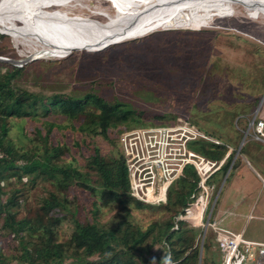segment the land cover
I'll return each instance as SVG.
<instances>
[{
    "label": "rangeland",
    "instance_id": "1",
    "mask_svg": "<svg viewBox=\"0 0 264 264\" xmlns=\"http://www.w3.org/2000/svg\"><path fill=\"white\" fill-rule=\"evenodd\" d=\"M89 3L83 8L57 7L58 11L68 12L65 21L62 19L64 14H58L57 19L74 25L77 22L88 21L86 18H92V24H102L106 18L97 15L99 12L92 8L98 5L92 0ZM240 6L235 13L214 12L196 18L202 23L200 25L190 24L193 19L184 24L172 23L125 42L76 51L67 57L41 55L40 48L31 47L23 42L17 46L11 36L0 33V56L3 59H12L14 63H11L16 67L25 66L24 77H21L17 85L20 89H28L47 97L53 94L76 97L94 94L109 104L117 102L126 104L135 112L133 117L139 124L146 126L163 124L154 122L155 115L164 116L168 123L173 121L169 124L175 123L179 118H189L203 131L213 133L212 135L217 136L224 129L233 128L243 140H248L253 134L252 131L249 135L245 133L241 135L240 129L247 131L252 121L258 118L259 112L255 109L256 103L247 105L241 103L247 100L248 95L245 91H251L256 95L258 93L254 90L255 85H264V15L258 11H248L244 5ZM101 7L102 14L113 15L116 11L108 1H104ZM49 10L48 13H52L54 8ZM97 18H103L104 21ZM182 19L184 18L179 17L177 21ZM255 56H259L263 63L259 69L254 67ZM0 62L7 63L3 60ZM246 107L248 110L251 109L248 116L240 118V121L234 119ZM88 111L94 112L92 108ZM141 113L144 115L143 118L140 116ZM61 116L53 114L46 120L55 118L62 121L61 124L64 126L74 124L79 128L77 123ZM35 125L42 126L41 123L36 124L32 121H14L10 136L18 146L33 149L39 143L37 134L34 133ZM127 126L122 125L120 128ZM130 126V129L144 127L134 123ZM23 127L29 139L22 135ZM91 130L55 129L50 135V142L55 145L65 143L68 147L58 161L61 164L58 166L76 168L82 173L91 172L90 183L98 186L99 178L91 169L95 150H98L107 162L114 157L124 159L121 144L123 131L116 134L111 130L105 138L94 135ZM231 142L234 143L235 140L232 139ZM236 153L237 149L233 153L234 157ZM239 158V161L243 160L242 157ZM244 167L232 168L226 175L221 172L214 177L211 185L208 184L210 206L206 220L216 200L212 222L216 221L220 226L225 222L230 229L242 233L246 238L262 241L264 219H259L264 218L262 181L255 175L254 180L250 179L253 193L249 194L252 201L247 206L235 207L234 202L240 201V196H236V199L228 198L229 188H234V183L239 181L237 178L239 173L248 180L251 172L248 167ZM223 181L225 184L222 187ZM54 183L53 179L46 178L40 180L36 186L29 185L24 188L21 200L24 201L23 204L26 201L25 212H29L40 197L52 191L58 196L65 193L64 191L58 193ZM200 194L201 190L196 192V196ZM63 196L67 200V208L58 210L55 215L62 218L57 227V234L59 241L66 246H70L72 242L74 220L83 224L93 222L102 229H110L116 227L129 213L131 217L128 221L146 230L151 224L165 221L170 216L163 206L138 210L132 205L122 207L115 204L109 207L101 206L99 212L94 215L93 203L96 197L92 194L75 187ZM252 205L256 209L252 210ZM250 215L254 218H250ZM220 219H223L222 222ZM199 236L200 240L197 239L199 245L202 241H205L204 244L212 242V251L215 250V234L212 229L206 233L202 229ZM9 241L4 239L3 243L13 248L14 246L10 244L12 242ZM164 252L163 246L160 245L148 257L162 258L165 256ZM93 260H98V257ZM73 261L75 258L71 256L65 264ZM14 264H18V261L14 260ZM156 264H161V261Z\"/></svg>",
    "mask_w": 264,
    "mask_h": 264
},
{
    "label": "trees",
    "instance_id": "2",
    "mask_svg": "<svg viewBox=\"0 0 264 264\" xmlns=\"http://www.w3.org/2000/svg\"><path fill=\"white\" fill-rule=\"evenodd\" d=\"M23 68L25 66L19 68L0 62V264H14V260L18 264H65L71 256L75 261L70 264H153V257L148 255L160 245L165 255L170 254L172 264H220L222 254L219 250L217 255L212 251V242L204 244L200 261L197 239L200 240L201 228L181 224L179 230L172 231L176 217L189 206L192 195L198 190L199 177L193 167H187L186 178L172 185L168 202L155 206L139 202L133 197L123 157H114L107 162L95 150L91 169L99 178V187L90 183L91 172L82 173L76 168L58 166L61 165L58 161L68 147L65 143L55 145L50 142V135L55 129H92L94 135L106 138L111 130L119 134L130 129L133 123L137 126L146 125L136 121L133 117L135 112L126 104H109L94 94L83 97L53 94L47 97L20 89L17 85L23 76ZM89 108L94 112L90 113ZM53 114L77 123L79 128L74 124L64 126L62 121L55 118L46 120ZM140 116L144 117L142 113ZM166 120L164 116L154 117V122L163 123L161 125L173 122L168 123ZM14 121L42 124L33 127L39 141L35 148H22L12 139L10 132ZM122 125L128 126L120 128ZM22 135L27 136L25 127L22 128ZM191 147L214 160H222L227 154L225 146L204 140L191 144ZM232 159L230 157L227 160L222 173L228 171ZM46 178L55 181L58 193L80 187L96 197L94 215L101 206L115 204L122 207L132 205L138 210L163 206L170 216L165 221L151 224L146 230L129 222V213L116 227L110 229H102L97 223L83 224L74 220L72 242L66 246L59 241L57 234L62 218L55 215L58 210L67 208V200L63 196L65 193L60 196L53 191L44 194L29 212H25L26 201L23 204L21 200L24 188L36 186ZM4 239L12 242L10 244L14 250L3 243ZM95 257L98 260H93ZM155 258L156 262L161 261L160 257Z\"/></svg>",
    "mask_w": 264,
    "mask_h": 264
},
{
    "label": "built area",
    "instance_id": "3",
    "mask_svg": "<svg viewBox=\"0 0 264 264\" xmlns=\"http://www.w3.org/2000/svg\"><path fill=\"white\" fill-rule=\"evenodd\" d=\"M251 131L254 139L264 142L263 120L255 118L245 134ZM200 140L222 145L183 118L170 125L123 131L121 144L133 197L148 205L166 204L172 185L186 178L187 167H193L199 177L197 191L201 190V194L192 195L195 202L176 217L172 231L179 230L181 224L202 228L205 233L212 229L216 247L223 255L221 264H264V242L247 239L242 233L206 220L210 206L208 184L223 170L232 154L221 161L209 159L191 147Z\"/></svg>",
    "mask_w": 264,
    "mask_h": 264
},
{
    "label": "bare ground",
    "instance_id": "4",
    "mask_svg": "<svg viewBox=\"0 0 264 264\" xmlns=\"http://www.w3.org/2000/svg\"><path fill=\"white\" fill-rule=\"evenodd\" d=\"M90 1L2 0L0 33L11 36L17 46L23 42L40 48L41 55H53L57 58L67 57L76 51L125 42L172 23L184 24L193 19L190 24L200 25L202 23L196 18L214 12L235 13L240 5H244L248 11H258L264 15V0H92L98 5L92 7L99 12L97 15L106 18L105 21L97 18L104 21L102 24H92V18L74 25L62 22V19H67L68 12L58 11L57 7L83 8ZM104 1L114 5L116 11L113 15L100 12ZM50 8H54L52 13H48ZM58 14H64V18L57 19ZM179 17L185 20L177 21Z\"/></svg>",
    "mask_w": 264,
    "mask_h": 264
},
{
    "label": "crops",
    "instance_id": "5",
    "mask_svg": "<svg viewBox=\"0 0 264 264\" xmlns=\"http://www.w3.org/2000/svg\"><path fill=\"white\" fill-rule=\"evenodd\" d=\"M253 61H254L253 62L254 63V67H256V69L257 68L259 69L261 67L260 65L262 63V60L260 59V57L259 56H255L253 58ZM254 90H256L258 94L253 95V93L251 91H249V92L245 91V93L248 95L247 96V100H245L241 104L242 105H247V104L256 103L255 109H257V111L259 112L258 118H256V119L264 121V85L263 84H257V85H255ZM250 111H251V109L248 110L247 107H246V109L243 112H241L240 114H237V116L234 119H236L237 121H240V118H244V117L248 116ZM183 119H186V118H183ZM186 120L191 122L192 124H194L191 121V119L187 118ZM194 125L199 130L203 131L196 124H194ZM245 131L246 130H244V129H240L241 135H244ZM203 132L208 134L213 139L222 142V145H220V146H225L226 150H227V152H226L227 154H226V156L224 158L229 156V154L230 155L232 154L230 157L233 158V162L231 163L232 165H230L229 168H228V174H229V172H230V170L232 168L234 169V168L237 167L239 169L240 167H244L245 164H246V167H248L250 169L251 174L249 175V177L246 176L248 178V180H246L244 176L242 177L241 173H239V176H237V178L239 179L238 183H234L235 184L234 188H232V187L229 188V191H228L229 197L227 195L228 198H233L234 197L235 199H236V196H240V198H241L240 201H235V202L233 201L236 204L235 205L236 208L237 207L247 206L252 201L251 200V195H249V194L253 193L252 189H251V180L250 179L254 180V175H255L256 178L259 179L260 181H262V183L264 185V142L260 141V140H257V139H254V137H252V136L248 140H243V137L240 136V134L238 132H235L233 128L226 129V130L224 129L223 132L220 135H217V136L216 135H212L213 133L208 132V131H203ZM232 139L235 140L234 143L231 142ZM209 143H212V142H209ZM212 144H214V143H212ZM235 149H237V153H236V156L234 157L233 153H234ZM199 154H201V153H199ZM201 155H203V154H201ZM205 157H207V156H205ZM239 157H242L243 160L239 161V159H240ZM207 158H209V157H207ZM209 159H211V158H209ZM212 160H214V159H212ZM216 161H221V160H216ZM246 167H244V168H246ZM221 172H219V173H221ZM226 174H227V172L225 173V175ZM226 178H227V176H226ZM224 184H225V181H223L221 186L223 187ZM221 190H222V188L220 189V192H221ZM220 192H218L217 196L220 195ZM216 199H217V197H216ZM218 199H219V197H218ZM215 203L217 204L216 200H215ZM215 206H214L213 211H212V208H211L210 214L207 217V220L208 219L211 220L213 212L215 210ZM253 209H256V207L254 206V208H253V205H252V210ZM224 212H225V210H224ZM250 218H254V217L252 215H250ZM259 219H264V218L263 217H259ZM222 220L223 219H220L221 222H222ZM211 222H212V220H211ZM214 222H216V221H214ZM223 223H221L222 227L233 231L232 229H230L227 226V224H225V222H223ZM206 238H207V236L204 237V239H206ZM250 240H254V239H250ZM255 241H261V240H256L255 239ZM204 242L205 241H202V244L199 245L200 246V252H201L200 261H201V258H202V251H203V248H204ZM261 242H264V240H262ZM214 252L218 253V248L217 247L215 248ZM222 257H223V255H222ZM220 264H221V262H220Z\"/></svg>",
    "mask_w": 264,
    "mask_h": 264
},
{
    "label": "clouds",
    "instance_id": "6",
    "mask_svg": "<svg viewBox=\"0 0 264 264\" xmlns=\"http://www.w3.org/2000/svg\"><path fill=\"white\" fill-rule=\"evenodd\" d=\"M114 7V5H112ZM2 58V57H1ZM12 60V59H10ZM13 65V64H12ZM153 264H156V258L153 257ZM161 264H172L170 254H167L161 258Z\"/></svg>",
    "mask_w": 264,
    "mask_h": 264
},
{
    "label": "water",
    "instance_id": "7",
    "mask_svg": "<svg viewBox=\"0 0 264 264\" xmlns=\"http://www.w3.org/2000/svg\"><path fill=\"white\" fill-rule=\"evenodd\" d=\"M6 61L7 63H10V64H12L11 62H13L14 63V61L13 60H10V59H2L1 57H0V61ZM214 206H215V202H214V204H213V206H212V211H213V209H214Z\"/></svg>",
    "mask_w": 264,
    "mask_h": 264
}]
</instances>
